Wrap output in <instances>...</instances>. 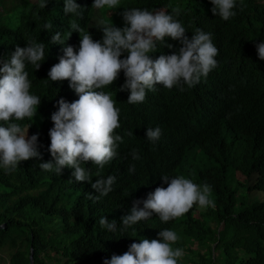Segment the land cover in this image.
<instances>
[{"label":"trees","instance_id":"obj_1","mask_svg":"<svg viewBox=\"0 0 264 264\" xmlns=\"http://www.w3.org/2000/svg\"><path fill=\"white\" fill-rule=\"evenodd\" d=\"M40 2L20 0L10 13L1 14L6 0H0V57L8 59L16 46L27 47L30 41L46 45L40 69L26 67L30 92L41 99L37 114L17 122L31 126L29 137L38 134L42 159L23 161L11 174L0 168V227L5 226L0 229V264H32L33 250L35 264H104L141 238L159 239L164 229L180 237L173 245L185 252L178 264H264V60L256 47L264 42V0H243L242 8L237 0V15L228 21L212 14L209 0H120L116 9H101L105 22H122L119 28H123L125 9L171 13L179 8L176 18L189 39L196 29L211 33L219 54L217 68L196 86L185 85L180 91L157 85L140 104L127 103L130 93L119 91L125 83L122 71L113 85L102 89L120 109L121 127L116 133L123 143L118 156L103 169L91 162L84 165L92 170V183L116 177L113 191L97 202L88 198L98 195L91 183L76 182L73 169L64 168L57 175L39 168L52 160L49 130L59 99H78L69 81L52 82L48 72L63 56L64 47L79 49L80 34L71 31L72 23L88 31L94 41L102 40L100 25L92 26L97 9L92 8L94 0H76L83 12L77 17L65 14L64 0H48L44 9ZM45 23H52V29L46 30ZM58 31L64 44L51 42ZM166 43L173 48L159 46L152 59L181 47L170 38ZM126 57L124 53L121 59ZM149 127L162 131L156 144L146 138ZM133 150L139 160L132 159ZM131 165L134 172L128 171ZM162 175L210 185L215 208L194 206L167 223L153 214L122 231L121 218L130 214L134 201L146 199L157 187H167ZM103 216L117 221L115 232L100 226ZM5 250L10 252L9 260L2 256Z\"/></svg>","mask_w":264,"mask_h":264},{"label":"clouds","instance_id":"obj_2","mask_svg":"<svg viewBox=\"0 0 264 264\" xmlns=\"http://www.w3.org/2000/svg\"><path fill=\"white\" fill-rule=\"evenodd\" d=\"M209 2L213 5L212 14L219 15L224 21L237 15V0ZM47 3L48 0H41L39 7L44 9ZM119 4L120 0H94L92 8L116 9ZM240 7H243V0H240ZM81 9L76 0H64L65 14L82 17ZM179 15V8H173L171 13L165 9H125L123 28L115 27L112 22H99L103 33L101 41H94L78 23L70 25L71 31L80 34L79 49L64 47L63 56L48 72V80L69 81V87L78 99L73 102L59 99L58 110L51 115L54 126L49 130L48 150L52 160L39 164L41 170L61 175L64 168L73 169L72 177L76 182H89L98 193L94 197L88 196L93 202L113 191L116 177L109 175L92 183V170L84 166L91 162L103 169L118 156L119 144L123 143L116 133L121 127L120 109L115 106L111 94L102 89L113 85L122 71L125 83L119 91H128L127 103L135 105L143 103L146 93L155 92L157 85L169 90L176 87L180 91L185 85L192 88L218 66L219 50L211 33L196 29L189 39L188 31L176 18ZM52 27V23L44 25L46 30ZM166 38L178 41L181 47L170 55L161 54L152 59L151 54L158 52L159 46L173 48L172 44L166 43ZM51 42L65 43L59 31L52 36ZM256 47L259 59L264 60V42ZM124 53L127 57L121 59ZM45 59L46 45L36 41L28 42L27 47L16 46L8 59L0 57V168L5 174L16 172L23 161L42 159L38 134L29 137L31 126L23 127L17 122L25 118L32 120L37 114L41 99L30 92L32 81L26 67L31 65L39 70ZM161 135L159 127L147 128L146 138L150 143L156 144ZM131 156L133 160L140 159L136 150ZM128 171L134 172L135 165ZM161 179L167 187H157L146 199L134 201L130 214L121 218L122 231L151 219L153 214L167 223L183 217L194 206L215 208V202L210 198V185H197L184 176L169 178L162 175ZM99 224L110 232L117 230V221L109 222L104 216L99 219ZM158 236L159 239L152 240L141 238L123 255L114 254L104 264H178L185 255L182 248H173L180 239L178 234L164 229Z\"/></svg>","mask_w":264,"mask_h":264},{"label":"rangeland","instance_id":"obj_3","mask_svg":"<svg viewBox=\"0 0 264 264\" xmlns=\"http://www.w3.org/2000/svg\"><path fill=\"white\" fill-rule=\"evenodd\" d=\"M20 0H6V4H5V8L6 10H2L1 14H6V11L9 10V13H10V10H13V8L15 7L16 4L19 3ZM31 3H36V0H30ZM20 4V3H19ZM103 20L104 21V18L101 14V9H97V14H96V17H94L93 21H92V26L95 27V26H99V22ZM122 25V22H115L114 23V26L119 28L120 26ZM260 198L261 195H259ZM194 249H196V245L193 246ZM1 254V253H0ZM2 256L6 259V260H9V257H10V252L5 250L4 253H2Z\"/></svg>","mask_w":264,"mask_h":264},{"label":"water","instance_id":"obj_4","mask_svg":"<svg viewBox=\"0 0 264 264\" xmlns=\"http://www.w3.org/2000/svg\"><path fill=\"white\" fill-rule=\"evenodd\" d=\"M0 229L4 230L5 226L0 227ZM31 261H32V264H35V251L34 250L32 251Z\"/></svg>","mask_w":264,"mask_h":264}]
</instances>
